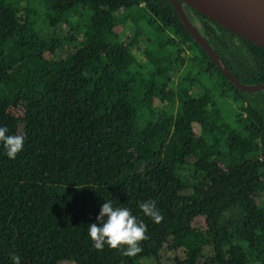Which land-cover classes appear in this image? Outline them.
Masks as SVG:
<instances>
[{"label": "trees", "instance_id": "trees-1", "mask_svg": "<svg viewBox=\"0 0 264 264\" xmlns=\"http://www.w3.org/2000/svg\"><path fill=\"white\" fill-rule=\"evenodd\" d=\"M181 4L264 83V48ZM0 127L24 136L0 143V264H264V89L170 0H0ZM106 201L147 226L136 256L94 247Z\"/></svg>", "mask_w": 264, "mask_h": 264}, {"label": "water", "instance_id": "water-1", "mask_svg": "<svg viewBox=\"0 0 264 264\" xmlns=\"http://www.w3.org/2000/svg\"><path fill=\"white\" fill-rule=\"evenodd\" d=\"M179 14L185 28L216 63L221 73L241 91L264 89V83L244 84L228 70L223 61L205 38L189 20L182 4L194 8L204 16L223 26L234 34L264 48V0H170Z\"/></svg>", "mask_w": 264, "mask_h": 264}, {"label": "clouds", "instance_id": "clouds-1", "mask_svg": "<svg viewBox=\"0 0 264 264\" xmlns=\"http://www.w3.org/2000/svg\"><path fill=\"white\" fill-rule=\"evenodd\" d=\"M7 127H0V143L6 149L8 158L15 159L24 145L23 135H7ZM144 215L159 224L163 216L156 208L155 201H146L139 205ZM97 223L89 224L88 235L97 250H103L105 244L111 249L122 250L121 255L134 257L142 251L141 242L148 239L147 226L138 222L128 208L113 207L111 201L101 205L96 217ZM13 264H21L18 255H12Z\"/></svg>", "mask_w": 264, "mask_h": 264}, {"label": "rangeland", "instance_id": "rangeland-1", "mask_svg": "<svg viewBox=\"0 0 264 264\" xmlns=\"http://www.w3.org/2000/svg\"><path fill=\"white\" fill-rule=\"evenodd\" d=\"M203 224V218L202 217H198V218H196L195 220H194V222H193V225H196V226H200V225H202ZM61 264H75L74 262H70V261H68V262H63V263H61Z\"/></svg>", "mask_w": 264, "mask_h": 264}]
</instances>
